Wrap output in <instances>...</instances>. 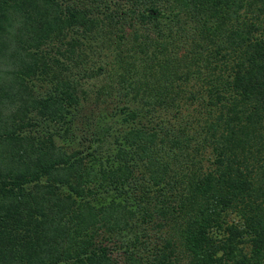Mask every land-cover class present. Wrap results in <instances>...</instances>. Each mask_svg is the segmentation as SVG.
Masks as SVG:
<instances>
[{"label": "trees", "instance_id": "1", "mask_svg": "<svg viewBox=\"0 0 264 264\" xmlns=\"http://www.w3.org/2000/svg\"><path fill=\"white\" fill-rule=\"evenodd\" d=\"M0 264H264V0H0Z\"/></svg>", "mask_w": 264, "mask_h": 264}]
</instances>
